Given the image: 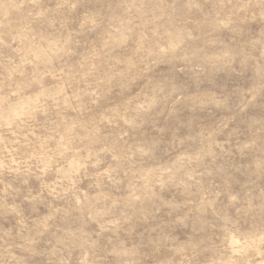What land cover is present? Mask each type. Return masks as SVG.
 I'll return each mask as SVG.
<instances>
[{"label": "rangeland", "instance_id": "obj_1", "mask_svg": "<svg viewBox=\"0 0 264 264\" xmlns=\"http://www.w3.org/2000/svg\"><path fill=\"white\" fill-rule=\"evenodd\" d=\"M0 264H264V0H0Z\"/></svg>", "mask_w": 264, "mask_h": 264}]
</instances>
